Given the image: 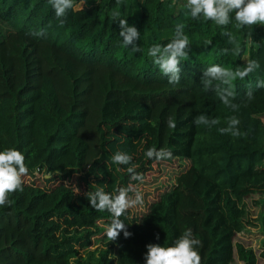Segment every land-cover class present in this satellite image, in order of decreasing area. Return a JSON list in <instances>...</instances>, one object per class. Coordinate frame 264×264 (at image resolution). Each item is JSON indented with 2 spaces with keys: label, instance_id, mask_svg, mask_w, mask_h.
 <instances>
[{
  "label": "trees",
  "instance_id": "16d2710c",
  "mask_svg": "<svg viewBox=\"0 0 264 264\" xmlns=\"http://www.w3.org/2000/svg\"><path fill=\"white\" fill-rule=\"evenodd\" d=\"M186 2L73 0L74 9L57 17L49 0H0L6 25L5 31L0 26V151H21L29 169L23 192L0 207V264H145L147 244L170 247L188 228L202 242L201 264H257L258 257L264 264V242L257 254L234 240L254 222L245 199L264 194V88H256L264 80V26L230 24L241 52L225 55L222 50L233 47L221 35L225 29L186 18ZM113 11L139 30L134 44L142 52L122 45ZM179 23L189 54L180 82L169 84L148 49L170 42ZM249 60L260 67L233 82L238 111L204 90L206 68L235 70ZM201 114L221 123L197 126ZM229 117L240 120L239 138L219 132ZM153 147L172 158L147 159ZM117 151L133 157L143 180L154 164L179 158L190 164L142 217L129 210L121 217L129 238L121 231L109 241L112 217L95 211L86 193L141 183L130 180L127 165L110 162Z\"/></svg>",
  "mask_w": 264,
  "mask_h": 264
},
{
  "label": "clouds",
  "instance_id": "9594fccd",
  "mask_svg": "<svg viewBox=\"0 0 264 264\" xmlns=\"http://www.w3.org/2000/svg\"><path fill=\"white\" fill-rule=\"evenodd\" d=\"M55 8L57 17L63 16L66 9H74L73 0H49ZM117 4L121 0H116ZM187 11L185 17L193 20L211 21L215 25L225 29L221 32L226 36L227 43L233 45L231 49L224 48L223 54L229 53L238 55L241 52L240 45L231 31L227 30L230 24H234L237 29L252 28L254 25L264 26V0H187L183 5ZM234 14V15H233ZM119 11L111 13V19L116 22L120 29L119 36L122 38V45L131 48L132 52H142V48L136 46L134 41L140 39L139 30L133 25L130 26L127 19L120 18ZM63 26V22H61ZM185 24L179 23L175 26L174 37L166 45L161 46L154 44L148 49V55L152 58L153 64L158 67L159 71L168 78L169 84H178L180 82L181 61L186 60L189 54V39L184 33ZM211 40H205V46L210 45ZM260 67L256 60H249L245 66L237 67L235 70L223 67L219 64H213L203 71L201 83L205 91L212 90L218 99L226 107L233 111H238L240 105L234 103L236 93L233 82L244 80ZM218 82V83H214ZM256 88H264V80H257ZM247 100L250 102L254 99L251 85H248V91L245 93ZM168 127L175 128L176 124L173 119L169 118ZM195 125H204L211 127L220 124L219 118L209 119L206 115L201 114L194 119ZM226 127L219 128L222 135H230L239 138L242 133L239 125L240 120L236 117H229L224 121ZM145 157L150 160L171 159V151L155 147L149 148L145 152ZM133 157L125 152L117 151L111 158L110 162L115 165H127V173L130 180L143 181V175L136 171L138 165L134 164ZM29 169L25 163L24 154L15 148H6L0 151V207L10 206V195L19 191L23 192V177L27 176ZM60 175V170H56ZM52 173L48 178H51ZM86 197L91 207L97 212L107 211L112 219L106 229V237L109 241H115L119 233L123 231L124 237L129 238L132 233L127 231L121 217L126 216L129 209L143 203V196L133 185L119 187L112 193L105 192L103 188L86 193ZM159 240V234H156ZM202 246L199 239L194 238L191 228L186 229L174 240L172 246L163 247L160 244L149 243L146 245L144 254L145 264H201V255L197 250Z\"/></svg>",
  "mask_w": 264,
  "mask_h": 264
},
{
  "label": "rangeland",
  "instance_id": "374dc122",
  "mask_svg": "<svg viewBox=\"0 0 264 264\" xmlns=\"http://www.w3.org/2000/svg\"><path fill=\"white\" fill-rule=\"evenodd\" d=\"M80 1L76 6H81ZM0 26L5 31L6 25L0 21ZM264 121V114L262 116ZM190 164L187 159H176L170 164H154L152 171L146 178L134 186L142 193L143 203L134 208L129 209L130 213L137 217H142L149 210L150 204L159 198V196L172 188L175 184L176 176L185 170ZM249 218L254 222L247 224L243 230L237 233L234 240L243 243L246 247L252 248L257 254L260 253L264 242V194H251L246 199ZM232 264H242L235 259ZM257 264H263V259L258 257Z\"/></svg>",
  "mask_w": 264,
  "mask_h": 264
}]
</instances>
